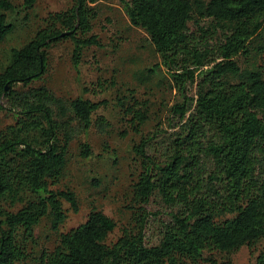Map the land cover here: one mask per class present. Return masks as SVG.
Masks as SVG:
<instances>
[{"label":"trees","instance_id":"obj_1","mask_svg":"<svg viewBox=\"0 0 264 264\" xmlns=\"http://www.w3.org/2000/svg\"><path fill=\"white\" fill-rule=\"evenodd\" d=\"M37 1L25 0V9ZM118 1L130 22L150 36L184 96L171 108L178 130L162 163L149 159L148 141L134 147L148 161L133 188L142 209L136 230L108 245L117 223L93 209L84 224L61 234L60 245L44 253L40 264H234L205 253L232 254L264 240V64L245 70L238 60L256 55L264 63V0ZM15 11L12 2L0 0V44L14 28L7 13ZM95 18L88 0H76L68 11L53 14L26 45L13 49L10 65L0 73V109L6 100L18 111L16 124L0 131V202L32 195L17 213H3L0 264L25 259L20 231L32 238L46 217L59 231L67 217L64 202L79 211L73 191L51 187L62 178L70 145L79 135L93 126L107 133L106 118L93 122L106 102L78 98L68 104L46 87L30 86L47 73L49 50L63 40L73 42L76 65L86 48L99 45L90 36ZM188 82L197 85L195 97L183 94ZM120 105L139 132L149 120V104ZM81 148L84 157L91 156L88 144ZM155 193L177 213L162 226L159 244L150 246L143 210ZM254 264H264V247Z\"/></svg>","mask_w":264,"mask_h":264},{"label":"rangeland","instance_id":"obj_2","mask_svg":"<svg viewBox=\"0 0 264 264\" xmlns=\"http://www.w3.org/2000/svg\"><path fill=\"white\" fill-rule=\"evenodd\" d=\"M9 1L16 6L15 12L7 13L14 28L0 44V73L10 65L13 49L23 47L39 30L47 27L53 14L68 11L76 3V0H38L33 8L27 10L25 0ZM88 2L96 13L90 36L95 35L99 45L86 48L78 65L74 62L71 40H63L53 46L49 50L47 73L33 82L30 88L46 87L68 104L78 98L94 103L106 102L94 113L93 122L103 117L110 127L107 133L100 134L93 126L71 143L64 174L51 189L73 191L78 198L79 211L74 212L70 204L64 202L67 217L59 231L52 229L49 217L34 228L32 238L20 231L17 240L26 257L15 264H40L44 253H52L60 245L61 234L84 224L93 209L102 211L117 223L107 239L108 245L114 244L125 231L136 230L135 221L140 219L138 215L142 209L135 202L133 188L144 170L143 162L147 160L137 156L134 147L148 141L149 159L162 163L178 130L173 126L177 121L171 114V108L177 102H183L184 96L173 83L150 36L130 22L118 0ZM203 24L208 26L207 21ZM190 28L193 32L198 31L193 23H190ZM238 60L245 70L258 69L264 64L256 55ZM149 69L154 73L148 72ZM16 89L20 90L21 86ZM196 91L197 85L188 82L183 94L191 98L196 96ZM135 100L147 102L150 106L149 120L139 132L124 116L120 105L122 101L129 103ZM2 105L0 131H5L16 124L18 111L6 100ZM83 144L90 146L91 156L82 155ZM207 165L213 170L211 163ZM31 197L30 193H22L20 200L15 202L9 198L1 200L0 221L4 220L3 213H17ZM144 210L146 242L150 246L158 245L162 226L171 221L177 209L168 206L155 193L144 205ZM232 217L228 215L225 218ZM263 247L264 240L254 247L244 246L232 254L213 251L206 252L205 256L219 261L231 259L234 264H254Z\"/></svg>","mask_w":264,"mask_h":264},{"label":"water","instance_id":"obj_3","mask_svg":"<svg viewBox=\"0 0 264 264\" xmlns=\"http://www.w3.org/2000/svg\"><path fill=\"white\" fill-rule=\"evenodd\" d=\"M7 88H8V86H7Z\"/></svg>","mask_w":264,"mask_h":264}]
</instances>
